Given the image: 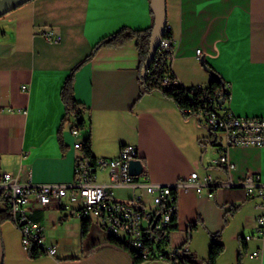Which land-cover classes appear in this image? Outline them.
<instances>
[{
	"label": "crops",
	"instance_id": "obj_1",
	"mask_svg": "<svg viewBox=\"0 0 264 264\" xmlns=\"http://www.w3.org/2000/svg\"><path fill=\"white\" fill-rule=\"evenodd\" d=\"M166 7L175 39L172 72L182 85L206 86L211 79L206 62L230 84L227 105L235 115L264 117V0H166ZM153 22L151 0H31L0 17V174L10 172L19 182L31 176L35 183H71L82 154L78 141L91 136L97 158L116 157L123 145H135L144 164L140 182L173 184L196 171L201 183L211 177L235 184L216 186L211 195L207 188L180 191L172 247L186 244L193 262L206 264L213 242L220 241L224 251L216 264H264L256 220L264 211L240 185L248 173L264 183V146H232L233 168L220 166L221 148L198 115H186L160 90L141 94L134 40L103 47L86 61L102 38ZM43 31L60 40L47 39ZM75 67L74 96L82 114L62 124L61 93ZM79 119H85V127L76 135L72 130ZM98 182L116 200L138 193L143 207H153L142 185L111 186L108 168L99 170ZM80 206L64 197L39 209L32 200V218L44 225L45 240L57 252L31 258L10 219L0 226L3 264H134L128 250L108 242L97 220L89 219L90 230L83 235V220L76 215ZM7 208L0 194V210Z\"/></svg>",
	"mask_w": 264,
	"mask_h": 264
},
{
	"label": "built area",
	"instance_id": "obj_2",
	"mask_svg": "<svg viewBox=\"0 0 264 264\" xmlns=\"http://www.w3.org/2000/svg\"><path fill=\"white\" fill-rule=\"evenodd\" d=\"M167 31L172 26L167 24ZM44 36L52 41H59L60 36L52 31H43ZM175 44L174 37L163 38L158 49V56L169 53ZM198 56L201 52L198 51ZM172 56L170 57L171 61ZM173 85L184 86L175 77L166 74L163 77L162 86L170 88ZM27 90V85L22 86ZM225 88L230 90V84ZM197 91L193 88L192 92ZM230 92V91H229ZM216 101L209 95L201 98V107L198 113L201 123L211 132L214 143L221 148V155L217 163L230 170L233 164L228 157V149L232 146H264V117H246L235 115L225 103ZM186 112H192L190 109ZM72 132L80 133L78 128ZM75 146L82 150L83 141H78ZM141 159L138 148L135 145H123L116 157L97 158L92 160L84 153L76 159L74 180L71 183H35L31 176L24 182L10 172L0 174V194L6 199L7 207L11 213V219L18 227L22 244L31 251L39 249L41 253L54 256L57 252L56 246L48 244L45 240L44 225L32 218L29 207L35 200L39 209L47 207L52 201L69 197L71 201H80L81 206L76 211L80 219H95L105 230L108 236L122 239L143 258L149 259L151 250L157 249L160 235H164L167 244L159 253V259L166 254L173 258L180 252V247L170 245V226L172 219L178 210V194L180 191L194 189L202 192L205 188L209 190L216 186H235L234 183H216L211 177L204 182L198 181V173L193 171L187 178L179 179L173 184H158L151 181H139V176L130 173V162ZM109 169L111 186H132L134 188L142 185L151 196L152 208L143 207L141 194L134 193L130 199L116 200L113 192L105 184L98 182L99 170ZM250 198L259 200L258 206L264 211V183L260 176L248 173L241 184ZM258 237L264 239V212L257 216ZM252 238L251 235L246 239ZM259 255V250L253 253Z\"/></svg>",
	"mask_w": 264,
	"mask_h": 264
},
{
	"label": "trees",
	"instance_id": "obj_3",
	"mask_svg": "<svg viewBox=\"0 0 264 264\" xmlns=\"http://www.w3.org/2000/svg\"><path fill=\"white\" fill-rule=\"evenodd\" d=\"M153 27L154 22L152 26L146 29L134 30L128 27H123L116 33L102 38L94 46L92 53L90 54V56L87 57L86 61L89 60L92 56H94L97 51L103 47L118 48L125 45L128 41L134 40L140 57L139 83L140 92L142 95L151 93L155 90H160L166 98L172 99L178 105V107L186 113V115H191L199 112L201 107L200 101L203 95H209L213 97L216 101H219L220 99L224 98L225 103L227 104V101L230 98V90H227V88H225L226 82H224L220 75L206 62H203V65L211 73V79L206 86H197V91L192 92V89L195 87L173 85L170 88H165L162 86L163 77L166 74H169L171 76L174 75L172 72L170 61V57L173 54L174 45L173 49L169 53L163 54L161 56H158V53H156L155 58L151 65L148 67L146 74L142 75L141 70L143 68L144 62L148 57ZM169 37H173L172 31L166 30L163 38ZM82 63H80L79 65H81ZM76 68L77 67H75L70 73V75L67 77L62 89L61 97L65 104L66 112L62 124L68 121L70 116L79 117L82 114L81 105L74 96V72ZM187 109H190L192 112H186L185 110ZM75 127L84 128L85 119H79ZM82 152L86 157H90L92 160L96 159V157L92 156L91 136H88L83 141ZM10 219L11 213L8 208L0 210V226L5 221ZM177 221L178 217L176 213L172 219V224L169 229L170 234L173 230L177 229ZM194 227L195 225L191 224L189 226V231H191ZM89 230V219H83V235L86 236ZM108 242L111 245L128 250L134 258V264H142L146 260L159 259L160 251L167 244L166 237L163 234L160 235L158 246L156 247L157 249H152L149 259H145L140 254L130 249V247L122 239L116 238L114 236H109ZM185 246L186 244L181 245L180 252L173 258H170L166 254H164L162 259L171 260L172 264H198L196 262H193V260L191 259V254L186 251ZM95 248L96 247L89 249V252L93 251ZM223 251V243H221L220 241H214L211 246L206 264H216L218 257ZM41 254L43 253H41V251H39V249L37 248L28 251V255L31 258H37ZM239 258H241V254H239Z\"/></svg>",
	"mask_w": 264,
	"mask_h": 264
},
{
	"label": "water",
	"instance_id": "obj_4",
	"mask_svg": "<svg viewBox=\"0 0 264 264\" xmlns=\"http://www.w3.org/2000/svg\"><path fill=\"white\" fill-rule=\"evenodd\" d=\"M31 0H0V17L10 13L18 7L24 5ZM151 7L154 14V27L150 39V49L148 57L143 64L141 70L142 75H145L148 67L153 62L156 53L160 47L167 26V7L166 0H151ZM223 102V99H221ZM144 171L142 159L132 160L130 162V173L132 175H140ZM4 251L2 239L0 236V264H3Z\"/></svg>",
	"mask_w": 264,
	"mask_h": 264
},
{
	"label": "rangeland",
	"instance_id": "obj_5",
	"mask_svg": "<svg viewBox=\"0 0 264 264\" xmlns=\"http://www.w3.org/2000/svg\"><path fill=\"white\" fill-rule=\"evenodd\" d=\"M201 52V50H199Z\"/></svg>",
	"mask_w": 264,
	"mask_h": 264
},
{
	"label": "bare ground",
	"instance_id": "obj_6",
	"mask_svg": "<svg viewBox=\"0 0 264 264\" xmlns=\"http://www.w3.org/2000/svg\"><path fill=\"white\" fill-rule=\"evenodd\" d=\"M99 225V224H98Z\"/></svg>",
	"mask_w": 264,
	"mask_h": 264
}]
</instances>
